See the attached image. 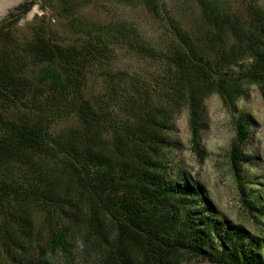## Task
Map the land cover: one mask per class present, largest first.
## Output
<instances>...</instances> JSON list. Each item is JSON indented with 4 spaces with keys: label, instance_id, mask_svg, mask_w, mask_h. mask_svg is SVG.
Wrapping results in <instances>:
<instances>
[{
    "label": "trees",
    "instance_id": "obj_1",
    "mask_svg": "<svg viewBox=\"0 0 264 264\" xmlns=\"http://www.w3.org/2000/svg\"><path fill=\"white\" fill-rule=\"evenodd\" d=\"M37 1L58 15L28 38L1 31L0 20V264H58L78 240L95 264H264V238L218 222L170 158L182 109L199 153L208 97L233 109L257 84L264 98V8L199 0L185 24L164 0H119L166 23L167 41L154 44L126 20H89L84 9L98 0H27L10 26ZM121 54L152 62L154 73L124 68ZM235 126L230 167L243 204L262 211L244 176L252 124L241 115Z\"/></svg>",
    "mask_w": 264,
    "mask_h": 264
},
{
    "label": "rangeland",
    "instance_id": "obj_2",
    "mask_svg": "<svg viewBox=\"0 0 264 264\" xmlns=\"http://www.w3.org/2000/svg\"><path fill=\"white\" fill-rule=\"evenodd\" d=\"M257 1L264 8V0H220L239 9H244L248 2ZM165 10L172 16L179 17L183 22L190 23L200 14L199 0H164ZM20 10L11 9L0 20H4L3 32L6 29L22 41L31 34L33 24L41 22L44 16L51 19L55 13L49 5L43 6L41 1L32 4L26 14H21L14 22V15ZM89 20L108 22L110 20H126L140 28L154 44H165L167 41L166 23L154 19L146 8L140 4H132L119 0H98L84 9ZM12 21V22H11ZM59 34L67 42L75 36L64 21L52 19ZM122 55V54H121ZM121 66L131 71L154 73L155 66L148 60L137 59L130 54L122 55ZM246 61L236 67L238 71L246 67ZM208 125L202 130L199 141L200 152L192 147V132L188 121V110L182 109L176 117V128L172 136L179 144L170 150V158L174 163L184 167L188 174L202 187L205 197L217 216V221L224 226L239 228L253 238H264V98L257 84L248 87L233 109L223 100L219 93L207 98ZM248 118L252 124L251 133L245 143V152L252 156L250 162L244 164V176L247 190L257 200L262 211H249L242 202V196L236 178L230 167V149L236 137V121L240 116ZM175 173V167L172 168ZM177 181V179H175ZM254 215L257 216L254 217ZM247 245V243H246ZM95 251L87 248L81 240L75 244L74 254L57 257L58 264H95ZM184 264H217L197 259L187 260Z\"/></svg>",
    "mask_w": 264,
    "mask_h": 264
},
{
    "label": "water",
    "instance_id": "obj_3",
    "mask_svg": "<svg viewBox=\"0 0 264 264\" xmlns=\"http://www.w3.org/2000/svg\"><path fill=\"white\" fill-rule=\"evenodd\" d=\"M27 0H0V19H3L11 9H15Z\"/></svg>",
    "mask_w": 264,
    "mask_h": 264
},
{
    "label": "flooded vegetation",
    "instance_id": "obj_4",
    "mask_svg": "<svg viewBox=\"0 0 264 264\" xmlns=\"http://www.w3.org/2000/svg\"><path fill=\"white\" fill-rule=\"evenodd\" d=\"M26 2H27V1H26ZM26 2H25V3H26Z\"/></svg>",
    "mask_w": 264,
    "mask_h": 264
}]
</instances>
